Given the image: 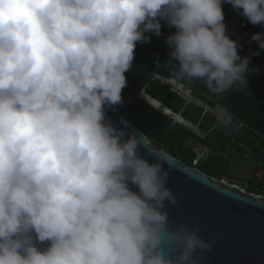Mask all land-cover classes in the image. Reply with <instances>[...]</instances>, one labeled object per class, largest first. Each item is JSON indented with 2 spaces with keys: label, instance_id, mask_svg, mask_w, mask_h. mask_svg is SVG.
<instances>
[{
  "label": "clouds",
  "instance_id": "obj_1",
  "mask_svg": "<svg viewBox=\"0 0 264 264\" xmlns=\"http://www.w3.org/2000/svg\"><path fill=\"white\" fill-rule=\"evenodd\" d=\"M223 2L0 0V264H202L194 253L212 244L199 226L168 225V168L106 106L122 103L136 44L161 21L176 29L166 43L178 78L213 94L246 81L250 57L226 34ZM227 2L264 25V0ZM251 40L264 50V32Z\"/></svg>",
  "mask_w": 264,
  "mask_h": 264
},
{
  "label": "water",
  "instance_id": "obj_2",
  "mask_svg": "<svg viewBox=\"0 0 264 264\" xmlns=\"http://www.w3.org/2000/svg\"><path fill=\"white\" fill-rule=\"evenodd\" d=\"M106 109L115 126L137 134L140 153L150 163L155 162V154L168 168L166 186L177 198L175 205L166 201L168 225L199 226L198 235L212 244L210 250L197 249L194 253L199 259L203 252L202 264H264V194L211 175L165 148L152 146L148 136L121 112L110 106ZM130 187L139 191L131 183Z\"/></svg>",
  "mask_w": 264,
  "mask_h": 264
},
{
  "label": "trees",
  "instance_id": "obj_3",
  "mask_svg": "<svg viewBox=\"0 0 264 264\" xmlns=\"http://www.w3.org/2000/svg\"><path fill=\"white\" fill-rule=\"evenodd\" d=\"M146 35L150 36V41L156 47L160 60L164 65L159 71L166 78L174 76L175 74L171 71L169 65L171 49L166 40L158 38L152 32H148ZM134 57L135 62L145 63L152 56L136 44ZM153 65L158 67L159 63L153 62ZM187 82L193 86L197 98L212 106L220 104L230 114L264 134V77L251 85H233L221 94L211 93L203 80L187 78ZM178 85L180 88L189 89L192 96H194L189 85ZM145 89L142 98H133L123 105H116L115 108L148 136L152 146L165 148L191 165L195 157V149L186 147L188 139L197 143L204 142L220 150L223 146L218 140H228L230 138L233 128L232 123L226 127L220 125L217 123V117L214 114L211 112L205 113L201 105L188 102L161 80H152ZM147 93L171 110L152 99ZM172 117L177 121H173ZM184 120L200 126L208 132V135L206 137L198 135L194 130L183 124ZM213 137L217 142L214 141ZM218 164L219 161L210 160L206 163L201 162L197 166L211 175L222 178L223 172L219 169Z\"/></svg>",
  "mask_w": 264,
  "mask_h": 264
},
{
  "label": "built area",
  "instance_id": "obj_4",
  "mask_svg": "<svg viewBox=\"0 0 264 264\" xmlns=\"http://www.w3.org/2000/svg\"><path fill=\"white\" fill-rule=\"evenodd\" d=\"M222 9L226 34L238 42V54L241 57H250L249 71L245 74L246 81L235 84H254L264 77V50L258 47L256 41L251 40V36L256 32H264V25H253L250 23L246 17L241 15L242 10H234L227 0H224ZM175 31L174 26L169 27L161 21V34L157 37L166 40ZM140 67L141 63L133 60L131 68L125 72L127 84L122 89V102L142 97L145 87L154 79H160L164 83L177 80L173 77H164L158 70H142ZM179 84L182 85L183 83ZM209 107L210 109L208 110L204 109L205 113L211 112L214 114L217 117V123L224 127L226 126L218 119L219 114L221 111L229 114L230 123L233 125L231 136L224 143V148L219 152L204 143H200L196 149L192 165L197 166L208 158L216 160L212 156L213 154H218L219 159L217 161H219V169L223 172L222 178L250 191L264 194V134L233 117L225 108L210 105Z\"/></svg>",
  "mask_w": 264,
  "mask_h": 264
},
{
  "label": "rangeland",
  "instance_id": "obj_5",
  "mask_svg": "<svg viewBox=\"0 0 264 264\" xmlns=\"http://www.w3.org/2000/svg\"><path fill=\"white\" fill-rule=\"evenodd\" d=\"M137 44H138L139 47H141L144 51H146L148 54H150L152 56L149 60H146L145 63H141L140 69H142V70H144V69L145 70H150L152 68H155L154 65H153V62H158L159 65H160L159 53H158L156 47L151 43V41H149V42H137ZM134 59H135V57H134ZM160 67H161V65H160ZM178 84L179 83H177L176 81L173 80V82L172 83H169L168 86L170 88H172V90H176L177 92H180L181 94H183L188 99V101L193 102L195 104H199L201 106H204L203 108H206L207 110L210 109L209 105H207L206 102H204L203 100H201V99H199V98L196 97V95H195L196 92H194V93L192 92L193 95L195 96L194 97L190 93V90L189 89L180 88ZM125 102L126 101L124 100L121 104L123 105ZM172 119L175 122L177 121V119H175L173 117H172ZM184 121L185 122L183 124L187 125L189 128H191L192 130H194L198 135H200L202 137H206L208 135V132L205 131L204 129H202L200 126L194 125L191 122H189L188 120H184ZM213 139H214V141L217 142V140H215L214 137H213ZM226 141L227 140H224V139L218 140V142L221 143L222 146H223L222 149L224 148V143ZM200 143H204V142L197 143V142H194L191 139H188L186 141V147L189 148V149L190 148H193V149H195V152H196V149H197V147L199 146ZM204 144H206V143H204ZM206 145L212 147L215 151H218V152L222 150V149H220V150L219 149H216L214 146L209 145V144H206ZM212 158L218 160L219 159V156H218V154H213ZM208 161H210V158L203 160L202 163H206Z\"/></svg>",
  "mask_w": 264,
  "mask_h": 264
},
{
  "label": "crops",
  "instance_id": "obj_6",
  "mask_svg": "<svg viewBox=\"0 0 264 264\" xmlns=\"http://www.w3.org/2000/svg\"><path fill=\"white\" fill-rule=\"evenodd\" d=\"M160 65H161V67H160ZM160 65L158 66V67H156V66H154L155 68H152V69H150V70H160V68H163L164 67V65L162 64V62H161V60H160ZM159 73H161L160 71H159ZM162 74V73H161ZM173 78H176L177 80H176V82L177 83H183V84H188V82H187V78H181V79H179L176 75H174V76H172ZM167 78H171V77H167ZM155 80V79H154ZM160 80V79H159ZM175 81V80H174ZM151 82V81H150ZM149 82V83H150ZM163 82V81H162ZM173 81H171V82H168V83H165L166 85H168L169 83H172ZM148 83V84H149ZM164 83V82H163ZM147 84V85H148ZM191 88H192V92L194 93V89H193V86L192 85H190V84H188ZM236 85H240V84H234V86H236ZM146 88V87H145ZM172 89V88H171ZM145 91H146V89H145ZM175 92H177L176 90H174ZM180 96H182V97H184L186 100H187V98L183 95V94H181L180 92H177ZM148 94V93H147ZM152 99H154L155 101H157V102H159V103H161L162 105H164L166 108H168L165 104H163L162 102H160L159 100H157V99H155V98H153L150 94H148ZM188 101V100H187ZM188 102H190V101H188ZM212 106V105H211ZM218 106H220V107H222V108H224L223 106H221L220 104H218V105H216V106H213V107H218ZM168 109H170V108H168ZM171 110V109H170ZM233 117H235L234 115H232ZM236 118V117H235ZM184 119V118H183ZM238 119V118H237ZM240 120V119H239ZM242 121V120H241Z\"/></svg>",
  "mask_w": 264,
  "mask_h": 264
},
{
  "label": "flooded vegetation",
  "instance_id": "obj_7",
  "mask_svg": "<svg viewBox=\"0 0 264 264\" xmlns=\"http://www.w3.org/2000/svg\"><path fill=\"white\" fill-rule=\"evenodd\" d=\"M204 171V170H203Z\"/></svg>",
  "mask_w": 264,
  "mask_h": 264
}]
</instances>
